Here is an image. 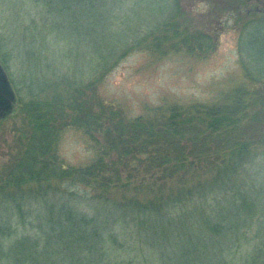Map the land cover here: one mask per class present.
<instances>
[{
    "label": "trees",
    "instance_id": "16d2710c",
    "mask_svg": "<svg viewBox=\"0 0 264 264\" xmlns=\"http://www.w3.org/2000/svg\"><path fill=\"white\" fill-rule=\"evenodd\" d=\"M128 1L131 12L139 8L134 44L156 55L203 58L222 34L238 33L240 62L256 85L214 104L169 103L127 117L101 99L97 78L25 82L3 64L23 125L0 166V264L39 262L44 246L60 240L57 231L81 245L80 264L90 242L99 248L94 264H164L140 237L146 218L195 212L202 235L224 242L219 264H250L262 248L256 223L263 217L253 211L249 185L257 159L264 163V50L258 59L251 47L253 30L264 35V0H161L151 22L143 1ZM194 1L206 8L195 10ZM69 128L86 136L89 163L60 158L59 140ZM217 200L231 205L216 209ZM24 250L30 253L22 260Z\"/></svg>",
    "mask_w": 264,
    "mask_h": 264
},
{
    "label": "rangeland",
    "instance_id": "374dc122",
    "mask_svg": "<svg viewBox=\"0 0 264 264\" xmlns=\"http://www.w3.org/2000/svg\"><path fill=\"white\" fill-rule=\"evenodd\" d=\"M136 1L144 2L146 10L142 9L151 18L147 22L160 16L161 0L132 2ZM129 3L128 0H0V63L5 64L14 78L22 76L25 82L42 83L57 75L86 81L97 78L101 99L120 107L127 117L169 103L214 104L235 89L251 90L256 85L247 80L240 62L238 33L222 34L217 48L203 58L181 51L156 55L134 44L133 38L140 29L135 17L139 8L131 12L126 8ZM136 6L143 7L141 3ZM192 7L197 11L206 8L195 1ZM118 16L125 18L114 20ZM262 35L260 30L251 33V47L258 59L264 50ZM15 114L0 121V166L14 150L17 130L23 125L20 115ZM58 154L68 165H85L92 156L86 136L71 128L62 132ZM250 178L253 211L259 212L264 222V163L260 158L252 167ZM229 205V200H217L214 207ZM202 221L199 212L174 220L149 215L140 237L155 249L164 264H219L224 242L202 235ZM256 230L262 248L255 250L249 263L264 264L261 221L256 223ZM57 232L60 240H51L42 249L39 262L32 260L30 264L81 263V245L67 234ZM93 244L90 242L86 264L98 260L99 248ZM29 253L24 250L22 260ZM12 255L17 256L15 249Z\"/></svg>",
    "mask_w": 264,
    "mask_h": 264
},
{
    "label": "water",
    "instance_id": "95a60500",
    "mask_svg": "<svg viewBox=\"0 0 264 264\" xmlns=\"http://www.w3.org/2000/svg\"><path fill=\"white\" fill-rule=\"evenodd\" d=\"M16 96L4 67L0 64V119L12 113Z\"/></svg>",
    "mask_w": 264,
    "mask_h": 264
}]
</instances>
